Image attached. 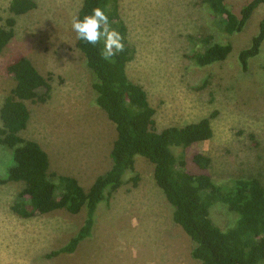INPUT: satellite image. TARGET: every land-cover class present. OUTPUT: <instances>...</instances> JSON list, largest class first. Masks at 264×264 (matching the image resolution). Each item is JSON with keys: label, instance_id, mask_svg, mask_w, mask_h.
Wrapping results in <instances>:
<instances>
[{"label": "rangeland", "instance_id": "obj_1", "mask_svg": "<svg viewBox=\"0 0 264 264\" xmlns=\"http://www.w3.org/2000/svg\"><path fill=\"white\" fill-rule=\"evenodd\" d=\"M11 1L0 0V25L13 15ZM35 1L34 9L15 17L14 37L0 52V108L15 86L8 62L30 58L50 79L52 91L46 102L27 101L30 119L20 135L41 144L51 171L75 176L88 189L112 166L116 130L95 103L92 73L71 28L84 0ZM249 1L224 3L238 14ZM120 12L136 50L127 72L146 90L157 127L211 117L213 136L185 150L187 170L200 171L193 156L203 153L211 160L206 172L223 187L250 176L264 183V41L247 70L239 59L259 31L264 4L232 34L224 31L225 16L215 15L203 0H120ZM216 43L232 46L227 58L197 63L193 54ZM136 158L128 180L99 206L93 235L73 253L50 257L79 232L86 210L58 209L27 218L15 214L12 205L24 183L3 181L13 152L0 143V264H200L191 256L193 242L172 219L173 208L154 179V164ZM135 174L137 184L130 178ZM213 217L220 225L232 220L225 207L215 208Z\"/></svg>", "mask_w": 264, "mask_h": 264}, {"label": "trees", "instance_id": "obj_2", "mask_svg": "<svg viewBox=\"0 0 264 264\" xmlns=\"http://www.w3.org/2000/svg\"><path fill=\"white\" fill-rule=\"evenodd\" d=\"M215 15L223 18L224 31H240L264 0H250L238 14L224 0H203ZM35 0H12L6 26L0 25V52L14 37L16 16L36 7ZM101 7L109 17L110 26L124 37L125 48L113 62L101 58L103 41L93 46L77 40V48L91 71V84L100 106L115 125L116 138L111 149V168L98 176L86 189L72 175L51 171L49 154L41 144L22 137L28 126L30 110L27 101L46 102L52 84L33 61L26 56L12 58L7 71L15 86L0 108V143L13 152L4 182H23L24 189L12 205L20 217L47 214L65 209L72 214L86 210V219L79 232L63 247L48 256L73 253L81 241L93 235L98 208L135 170L136 157L144 156L154 164V179L172 206V219L193 242L191 256L200 264H264V183L259 177L233 178L228 187L217 183L206 170L210 158L203 153L193 156L199 172L187 170L185 150L213 136L211 117L181 127H157L148 94L142 85L128 75L127 65L135 56V47L128 38V26L121 17L120 0H84L79 17ZM205 40L204 42H206ZM264 41V16L251 46L240 52L243 70L249 59L257 55ZM230 44H213L202 53H194L200 65L223 61L231 53ZM137 184V174L130 177ZM129 178V179H130ZM100 206V207H99ZM225 207L232 220L220 225L213 217L215 208Z\"/></svg>", "mask_w": 264, "mask_h": 264}, {"label": "clouds", "instance_id": "obj_3", "mask_svg": "<svg viewBox=\"0 0 264 264\" xmlns=\"http://www.w3.org/2000/svg\"><path fill=\"white\" fill-rule=\"evenodd\" d=\"M71 28L76 38L93 46L103 41L101 58L113 62V58L124 51V37L110 26L109 17L99 6L82 18L75 15L71 19Z\"/></svg>", "mask_w": 264, "mask_h": 264}]
</instances>
